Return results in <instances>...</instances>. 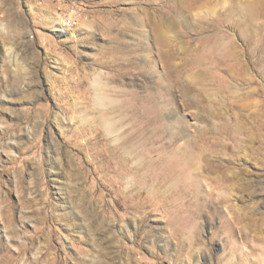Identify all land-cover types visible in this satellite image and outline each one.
Returning a JSON list of instances; mask_svg holds the SVG:
<instances>
[{"label":"rangeland","instance_id":"rangeland-1","mask_svg":"<svg viewBox=\"0 0 264 264\" xmlns=\"http://www.w3.org/2000/svg\"><path fill=\"white\" fill-rule=\"evenodd\" d=\"M262 3L0 0V264H264Z\"/></svg>","mask_w":264,"mask_h":264},{"label":"bare ground","instance_id":"bare-ground-1","mask_svg":"<svg viewBox=\"0 0 264 264\" xmlns=\"http://www.w3.org/2000/svg\"><path fill=\"white\" fill-rule=\"evenodd\" d=\"M234 16L237 18L238 17V19H236L237 20V25L239 24V25H244L245 23H247L248 25V27L250 28V29H252L253 30V27L254 26H256L255 24H254V22L256 21V20H258V19H261V18H264V3H262V4H259L258 6H255V7H251V8H249L247 11H246V13H240L239 11H238V13H236V14H234ZM73 17V16H72ZM71 17V18H72ZM76 20V19H75ZM74 20V21H75ZM234 20V19H233ZM138 21H142V19L141 18H139L138 19ZM142 23V22H141ZM136 24H138V23H136ZM135 24V25H136ZM73 25V21L72 22H70V23H68V24H65V27H70V26H72ZM137 27H139V29L142 27V26H140V25H138ZM237 27V26H236ZM59 31H61V32H65V30H63L62 28H59ZM257 31V30H256ZM254 32V31H253ZM262 33V32H261ZM256 35V32L254 33V36ZM263 37V36H262ZM263 43H264V41H263ZM256 45V44H255ZM134 51V50H133ZM135 52V51H134ZM229 53H231V51L229 52ZM223 54H226V53H223ZM225 56V55H224ZM260 58V57H259ZM129 59V58H128ZM236 59V58H235ZM167 65V64H166ZM125 72H127V71H125ZM116 76H118V75H116ZM115 76V77H116ZM119 76H121V78H122V74L120 75L119 74ZM120 78V77H119ZM159 78V77H158ZM122 80H123V78H122ZM119 95H117V96H120V100H119V102H118V104H114V105H116V106H113V108H111L110 106V109H111V111L113 112V113H116L117 115H118V117L119 116H121L122 115V117H123V120H124V122H123V120H122V122L120 123V125L122 126V127H124V125H125V111H130V112H138L139 111V109L137 108V106H139V104H140V102L137 100L136 101V99L134 98V99H132L131 97H132V92H117ZM117 103V102H116ZM108 107V108H109ZM108 108H107V110H108ZM111 112V113H112ZM130 114V113H129ZM137 114V113H136ZM116 115V116H117ZM135 115V114H134ZM115 118V117H114ZM179 118V117H178ZM120 119V118H119ZM182 119V118H181ZM114 126V125H113ZM117 126H119V123L118 124H116V127ZM112 127V126H111ZM115 127V126H114ZM114 127H112V130L114 129ZM126 128V127H125ZM135 128H136V130L137 131H141V129H143V127H140V126H137V125H135ZM130 129V128H129ZM124 131L122 132V131H120L119 133H121L122 132V134H120L121 136L123 135V134H125V133H127V129H123ZM139 131V132H140ZM133 132H135V131H133ZM132 132V133H133ZM120 135H118V136H120ZM264 138V137H263ZM262 138V140H260V147L259 148H261V150H262V147L264 146V139ZM261 139V138H260ZM123 141V140H122ZM121 141V142H122ZM137 142V141H136ZM135 142V143H136ZM120 143V142H119ZM132 150H135V149H132ZM186 151V150H185ZM186 154H187V152H186ZM263 155H264V153H263ZM124 157V156H123ZM127 157V156H126ZM132 157H133V155H132ZM128 158V157H127ZM199 159H201V157H186V158H184V159H182V161H181V165H180V168H177V170H175L174 172H173V175H175V176H178V177H181V176H183L184 178L186 177V178H188V179H197L198 177H203L202 176V174H203V172L206 170V169H209L210 167L208 166V165H203V163H202V165H201V163L198 161ZM128 161V160H127ZM202 161H205L206 163H207V161H206V159L204 158ZM143 166V165H142ZM211 169V168H210ZM184 171H186V173L184 172ZM217 173H219V171H216ZM227 173V174H226ZM226 173H222V177L223 178H225L226 179V181H229L230 180V178L229 177H231V175L233 174V173H229V172H226ZM154 175V174H153ZM158 176V175H157ZM156 176V177H157ZM160 177V179L163 181V182H166V180L169 178L168 176H163V175H160L159 176ZM142 178L143 179H149L150 178V176L148 175V174H146L145 172L143 173V175H142ZM232 178H234L233 176H232ZM219 180H220V182H223V179L221 178V176L220 175H217V177H216V179L214 180L216 183H218L219 182ZM188 182H190V181H188ZM199 187L197 186V189H198ZM225 190H230V188L229 187H227V186H225V188H224ZM199 191V190H198ZM231 191V190H230ZM190 191H188L187 193H189ZM199 193H200V191H199ZM207 194H211V192L210 193H207ZM194 195V194H193ZM193 244H194V242H192ZM192 245V244H191ZM193 254V253H192Z\"/></svg>","mask_w":264,"mask_h":264},{"label":"built area","instance_id":"built-area-1","mask_svg":"<svg viewBox=\"0 0 264 264\" xmlns=\"http://www.w3.org/2000/svg\"><path fill=\"white\" fill-rule=\"evenodd\" d=\"M71 8H73V7H71ZM74 19H78L77 18V10L75 8H73V17L72 18H65L64 23L68 24V23L72 22Z\"/></svg>","mask_w":264,"mask_h":264}]
</instances>
